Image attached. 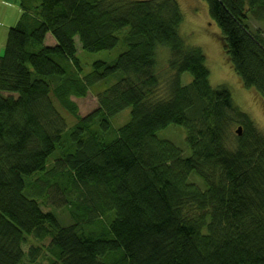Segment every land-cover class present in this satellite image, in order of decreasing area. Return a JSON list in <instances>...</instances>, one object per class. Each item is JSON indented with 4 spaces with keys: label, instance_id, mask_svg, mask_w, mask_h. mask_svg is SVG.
Returning <instances> with one entry per match:
<instances>
[{
    "label": "trees",
    "instance_id": "1",
    "mask_svg": "<svg viewBox=\"0 0 264 264\" xmlns=\"http://www.w3.org/2000/svg\"><path fill=\"white\" fill-rule=\"evenodd\" d=\"M20 1L0 56V264H264V134L212 86L178 1ZM204 1L264 98V35L250 23L264 25V0ZM76 39L125 51L92 63ZM113 76L81 117L75 100ZM234 123L245 131L230 143ZM171 126L186 152L162 134Z\"/></svg>",
    "mask_w": 264,
    "mask_h": 264
},
{
    "label": "rangeland",
    "instance_id": "2",
    "mask_svg": "<svg viewBox=\"0 0 264 264\" xmlns=\"http://www.w3.org/2000/svg\"><path fill=\"white\" fill-rule=\"evenodd\" d=\"M177 1L184 15V22L180 27V34L185 40H187L190 45L200 47L204 51L207 58L206 63L211 73L210 80L212 86H227V88H229L232 92L234 103L249 116V119L252 120L253 124L255 125V128L259 132L264 134V98H262V96L254 88H246L241 78L237 75V73L234 71L233 67L229 63V60L224 50L223 36L221 34L220 28L210 16L208 4L204 0ZM23 13L24 10L21 7L20 0H0V56L4 55L9 30L12 27L16 26ZM9 18H11L12 20H10ZM250 23L253 30L260 29L261 27L264 35L263 24H258L257 21H255L253 18H251ZM76 42L78 57L81 59H87L92 63L98 60L111 62L118 57L121 52V49L124 48L121 41L120 44L112 51H103L99 53L90 54L82 51L78 39H76ZM46 44L48 46L55 45V41L52 40L51 35H48ZM162 49L168 48L160 47L158 51L159 56H162L160 58V66L162 69H164L167 67L166 64L169 55L166 53V50L161 51ZM88 66L89 65H85L86 68ZM183 80L184 82L190 81V75L185 74L183 76ZM114 82H116V80H102V82L96 84V87L92 89L91 93H89L86 98H84L83 100H75V102L80 108V116H87L94 110H96L98 107V100L96 94L101 92V90L104 91V89L110 86L109 84H112ZM129 111V109L125 110L121 115L117 117V124L120 125L124 123L126 116V122L129 120ZM65 116L67 115L65 114ZM171 128L172 130L170 132H167ZM239 128L243 129L242 132L245 131L244 126L237 125L236 123H234L230 136H228V140L230 143L237 142V130ZM163 133L167 137L170 136L171 141L180 145L185 152L188 150L185 144L186 137L182 129L173 128V126H171L166 131L162 132V134ZM191 179L202 185V181L199 178L192 176Z\"/></svg>",
    "mask_w": 264,
    "mask_h": 264
},
{
    "label": "bare ground",
    "instance_id": "3",
    "mask_svg": "<svg viewBox=\"0 0 264 264\" xmlns=\"http://www.w3.org/2000/svg\"><path fill=\"white\" fill-rule=\"evenodd\" d=\"M26 14H27V13H26ZM27 15H28V14H27ZM47 38H48V37H47ZM51 38H52V40H54L52 36H51ZM54 41H55V40H54ZM121 41H122V40H121ZM121 41H120V42H121ZM46 43H47V39H46V41H45V45L48 46ZM55 44H56V43H55ZM49 47H51V45H50ZM113 50H114V49H113ZM122 50H123V51H122ZM110 51H112V50H110ZM124 51H125L124 48H122V49H121V52H124ZM121 52H120V53H121ZM109 79H112V81H113V80H117V79L114 78V76H113V77H110ZM81 117H82V116H81ZM84 117H86V116H84ZM126 117H127V116H126ZM120 125H121V124H120Z\"/></svg>",
    "mask_w": 264,
    "mask_h": 264
},
{
    "label": "water",
    "instance_id": "4",
    "mask_svg": "<svg viewBox=\"0 0 264 264\" xmlns=\"http://www.w3.org/2000/svg\"><path fill=\"white\" fill-rule=\"evenodd\" d=\"M237 134H238V135H241V134H242V129H241V128H239V129L237 130Z\"/></svg>",
    "mask_w": 264,
    "mask_h": 264
},
{
    "label": "crops",
    "instance_id": "5",
    "mask_svg": "<svg viewBox=\"0 0 264 264\" xmlns=\"http://www.w3.org/2000/svg\"><path fill=\"white\" fill-rule=\"evenodd\" d=\"M2 7V6H1ZM10 20H12L11 18H9Z\"/></svg>",
    "mask_w": 264,
    "mask_h": 264
}]
</instances>
